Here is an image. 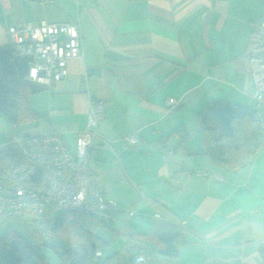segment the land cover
I'll return each instance as SVG.
<instances>
[{"label": "crops", "instance_id": "crops-1", "mask_svg": "<svg viewBox=\"0 0 264 264\" xmlns=\"http://www.w3.org/2000/svg\"><path fill=\"white\" fill-rule=\"evenodd\" d=\"M43 20L78 23L83 53L30 97L38 120L19 135L59 133L75 152L92 101L105 102L87 155L91 186L116 204L102 256L151 235L138 264H264V141L237 170L188 152L204 146L197 115L210 101L255 109L247 50L264 0H0V45L10 26ZM13 129L0 117V145ZM160 236L181 239L176 255L159 253Z\"/></svg>", "mask_w": 264, "mask_h": 264}, {"label": "built area", "instance_id": "built-area-1", "mask_svg": "<svg viewBox=\"0 0 264 264\" xmlns=\"http://www.w3.org/2000/svg\"><path fill=\"white\" fill-rule=\"evenodd\" d=\"M249 71L257 89L254 121L264 138V25L253 24ZM15 52L29 59L28 78L38 86H48L68 75V61L83 53L78 23H55L46 20L34 25L25 23L8 28ZM169 106L177 99L167 100ZM105 102L92 101L86 127L79 133L76 150L71 152L59 133L37 136L13 134L0 145V218L24 214L42 215L78 211L102 222L113 218L116 204L91 186L87 173V155L98 136V123L105 112ZM126 144L139 141L137 133L123 137ZM106 145L109 142L104 141ZM46 227L42 232L46 231ZM98 255L101 252H97ZM138 256V263L144 262Z\"/></svg>", "mask_w": 264, "mask_h": 264}, {"label": "trees", "instance_id": "trees-1", "mask_svg": "<svg viewBox=\"0 0 264 264\" xmlns=\"http://www.w3.org/2000/svg\"><path fill=\"white\" fill-rule=\"evenodd\" d=\"M28 72L27 57L17 55L12 43L0 45V114L8 118L17 135L22 133L19 129L24 123L37 122L38 114L31 106L30 97L44 89L29 80ZM197 116L204 146L188 152L206 154L215 164L234 170L243 168L264 141L254 121V109L245 105L213 100ZM43 216L41 222L47 230L39 232L42 228H36L33 242L9 226L6 228L0 237V264H52L45 248L54 252L59 264H138L137 257L144 256L142 249L151 244V235H132L126 237L121 249L98 256L97 252L102 253L109 244L99 234L102 221L78 211L55 213L47 209ZM157 238L159 253L177 254L181 239L176 236Z\"/></svg>", "mask_w": 264, "mask_h": 264}, {"label": "rangeland", "instance_id": "rangeland-1", "mask_svg": "<svg viewBox=\"0 0 264 264\" xmlns=\"http://www.w3.org/2000/svg\"><path fill=\"white\" fill-rule=\"evenodd\" d=\"M2 116L3 115L0 114V117H2ZM6 119H7V121H9L7 117H6ZM19 130H22L21 126H20ZM8 140H9V138H7L5 140V142H3L2 144H5L6 142H8ZM55 213H57V212L55 211ZM35 218L38 220H35ZM43 219H44L43 214L37 215V216L24 214V215H21L19 217H9L6 219L0 218V226H1L0 231L5 230V228H7L9 226L11 229H13L16 232H18L19 234H21L26 240L33 242L34 240H36V238H35L36 228L38 229L39 227H41L42 230L39 229V232L43 231L44 223L41 222V221H43ZM102 227H104L103 224L100 225L99 231L101 230ZM99 234L101 235V233H99ZM114 243L116 244L115 241H114ZM107 247H108V245L106 247H104L103 251ZM120 247H118V248H120ZM44 252L48 256V258L52 262V264H59V260L53 251L45 248ZM105 253H106V251H105Z\"/></svg>", "mask_w": 264, "mask_h": 264}]
</instances>
